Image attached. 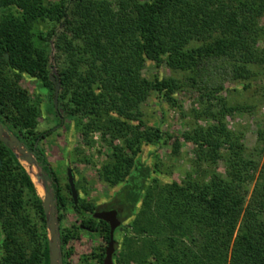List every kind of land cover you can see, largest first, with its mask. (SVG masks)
Masks as SVG:
<instances>
[{"label":"trees","instance_id":"trees-1","mask_svg":"<svg viewBox=\"0 0 264 264\" xmlns=\"http://www.w3.org/2000/svg\"><path fill=\"white\" fill-rule=\"evenodd\" d=\"M263 17L264 0H0V121L34 154L59 221L72 200L77 224L60 228L62 264L81 229L109 242V223L93 214L112 209L118 217L127 209L121 222L131 220L122 226L124 264H264V153L250 151L243 133L229 128L226 118L246 107L230 106L210 74L221 63L236 80L264 63L257 45ZM53 38L65 57L56 77L57 115L70 118L85 140L101 132L108 151L99 176L120 186L125 202L81 197L75 204L42 147L53 132H39V100L20 81L36 80L41 92L54 95L47 52ZM149 62L186 74L192 88L211 89L194 108L206 125L182 136L147 125L141 106L150 93L178 107L175 95L185 86L173 77H147ZM259 136L264 141L263 131ZM182 139L195 146V168L181 181L163 182L159 165L144 160V146L169 144L178 157ZM219 160L224 173L211 168ZM0 227V264H50L43 199L1 140ZM105 255L106 247L95 254L100 264Z\"/></svg>","mask_w":264,"mask_h":264},{"label":"rangeland","instance_id":"rangeland-1","mask_svg":"<svg viewBox=\"0 0 264 264\" xmlns=\"http://www.w3.org/2000/svg\"><path fill=\"white\" fill-rule=\"evenodd\" d=\"M67 2L69 3L71 0H67ZM260 24L264 26V17L261 19ZM257 45L260 49H264V36L259 40ZM47 52L50 58L51 75L58 77L65 57L59 54L56 48L55 38L49 42ZM218 65L213 67L214 69L210 71V74L219 83V86H223L224 89L220 94L227 99L230 106L246 107V109L243 108L241 111H235L226 118L229 128L243 133L244 142L250 151L255 154L257 152L264 153V141L259 136V131L264 132V63L250 66L254 73L249 77L236 80L232 78L229 67L221 63ZM156 74L165 78H176L185 86L182 92L175 95L178 99V107H173L172 104L167 103L159 97L157 92L153 91L150 93L141 106L144 112L145 122L148 126L160 128L167 134L182 136L184 133L192 131L196 126L206 125L208 123L207 120H198L196 118L194 108H201L200 106H203L200 105L199 100L201 99L199 96L211 89L192 88L188 84L189 80L186 74L171 70L166 63H163L161 67L157 68L152 62H149L145 70V75L153 78ZM20 84L29 91L34 101L39 100V132H45L47 130H52L53 132L52 135L43 141L42 147L49 162L59 172L61 183L63 185L68 183L66 172L67 167L70 166L75 174L80 198H85L97 204H105L114 199L116 201L118 200V202H125L124 195H118L117 193L120 190V186L111 187L102 181L99 176V170L103 161L107 158L108 151L107 145L101 140V132H93L85 140L70 118L67 119L63 115H57L54 105L55 85L53 90L54 95L52 96V91L49 89L41 92L40 83L36 80L22 78ZM213 104L216 105L217 101H213ZM194 148V144L182 139L180 155L175 157L171 154V145L162 142L153 143L144 146L143 158L152 166H155V164L159 165L163 172L158 175L161 181H181L187 171L195 168L192 162V159L195 157ZM257 158L260 159L261 157ZM20 161L27 171L30 172L40 196L44 197L45 190L42 183L38 181L35 167L31 169L26 161ZM204 167H206L205 164ZM211 168L224 173L225 164L222 160H219ZM71 204L72 200L69 201L68 210L63 212L64 218L62 221H59V228H69L77 224ZM124 206L127 207V204L125 203ZM126 211L127 209L121 212L119 215L120 220L125 217L127 214ZM130 221L126 220L122 222V225L115 231L118 248L114 256V264L117 262L124 264L118 260L121 259L123 241L125 236H127V231L123 227L129 225ZM2 239L3 235L0 227V242ZM107 245L106 240L97 233H91L81 229L80 238L73 240L69 245L68 251L70 252V257L68 264H100L95 254L101 248L107 247ZM127 249L126 245L125 250ZM131 264H134V262Z\"/></svg>","mask_w":264,"mask_h":264},{"label":"water","instance_id":"water-1","mask_svg":"<svg viewBox=\"0 0 264 264\" xmlns=\"http://www.w3.org/2000/svg\"><path fill=\"white\" fill-rule=\"evenodd\" d=\"M51 80L55 84V100L54 105L55 109L58 112L59 110V94H60V83L57 82L55 76L51 75ZM63 122V119H62ZM0 140L6 143L16 154L19 160L26 161L31 169L35 167L37 171V178L40 183H42L45 190V196L43 199V206L47 216V230L49 233V254H50V264H62L63 255H62V246L60 239V228L59 220L56 214V200L54 199L52 191L48 188L47 182L37 166V161L34 154L27 150L25 145L19 140V138L11 133L9 130L5 129L0 121ZM35 144V148L38 147L39 141ZM30 174V172L28 171ZM31 175V174H30ZM67 180L68 185L71 191V197L75 204H78L80 194L76 185V178L73 172V169L67 167ZM93 216L97 219L104 220L110 225V240L106 247V255L103 260V264H114V253H115V231L122 225L121 220L118 217V211L116 209L112 210H103L94 212Z\"/></svg>","mask_w":264,"mask_h":264}]
</instances>
